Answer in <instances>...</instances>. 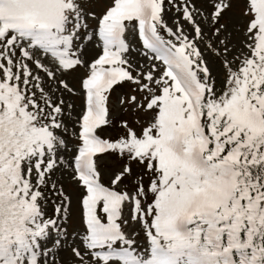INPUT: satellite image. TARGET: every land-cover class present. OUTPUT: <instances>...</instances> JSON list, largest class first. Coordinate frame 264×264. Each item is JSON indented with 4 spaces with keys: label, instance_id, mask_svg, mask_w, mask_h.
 <instances>
[{
    "label": "snow or ice",
    "instance_id": "1",
    "mask_svg": "<svg viewBox=\"0 0 264 264\" xmlns=\"http://www.w3.org/2000/svg\"><path fill=\"white\" fill-rule=\"evenodd\" d=\"M0 264H264V0H0Z\"/></svg>",
    "mask_w": 264,
    "mask_h": 264
},
{
    "label": "rangeland",
    "instance_id": "2",
    "mask_svg": "<svg viewBox=\"0 0 264 264\" xmlns=\"http://www.w3.org/2000/svg\"><path fill=\"white\" fill-rule=\"evenodd\" d=\"M109 163H110V161H109ZM69 231H71V227H69Z\"/></svg>",
    "mask_w": 264,
    "mask_h": 264
}]
</instances>
